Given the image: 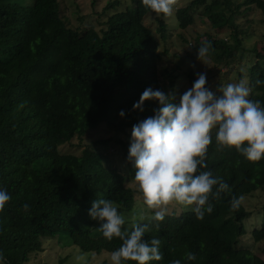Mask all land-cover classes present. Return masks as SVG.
Returning <instances> with one entry per match:
<instances>
[{
	"label": "trees",
	"instance_id": "16d2710c",
	"mask_svg": "<svg viewBox=\"0 0 264 264\" xmlns=\"http://www.w3.org/2000/svg\"><path fill=\"white\" fill-rule=\"evenodd\" d=\"M22 1L0 0V186L11 197L0 209V260L26 264L31 255L42 251L43 238H55L60 232L82 252L110 253L120 241L91 237L99 223L88 215L91 202L97 197L111 199L131 212L139 192L127 188L125 179L107 166L108 140L88 145L80 156L62 153L60 148L103 124L116 134L129 135L133 124L153 115L158 107L155 100H147L141 112L132 109L133 102L147 87L165 93L174 90L178 67H161L168 80L163 89L158 79L159 42L145 24L154 12L140 0H131V7L112 15L121 0L108 3L100 31L68 27L60 16L59 0ZM251 6L264 13V0H189L177 9L176 17L185 30L194 25V14L201 10L214 30L231 29L235 45L212 36L195 40V48L210 42L208 55L230 67L243 60L237 53L245 49V37L239 36L235 20ZM158 22V32L166 41L167 26L162 19ZM250 52L256 63L249 73V98L264 105V84L255 83L264 80V46ZM189 77L192 85L194 74ZM122 109L124 117L118 114ZM211 135L214 138V132ZM118 142L131 179L128 146ZM205 161L229 190L214 200L210 197L213 210L202 219L191 211L167 213L156 222L158 227L151 225L142 239L157 236L162 259L149 264H169L185 251L196 256L187 264H264L262 258L237 246L245 235L243 224L249 212L242 204L236 210L229 207L233 196L264 190V157L248 161L234 147L217 150L213 139ZM252 239L264 240V225L252 233Z\"/></svg>",
	"mask_w": 264,
	"mask_h": 264
},
{
	"label": "clouds",
	"instance_id": "9594fccd",
	"mask_svg": "<svg viewBox=\"0 0 264 264\" xmlns=\"http://www.w3.org/2000/svg\"><path fill=\"white\" fill-rule=\"evenodd\" d=\"M149 11L167 17L172 13L173 0H140ZM210 51V42H201L196 59H203ZM257 85L264 80L257 79ZM219 95L206 86V74L197 73L190 88L179 94L175 90L165 93L160 89L145 88L132 109L143 111L144 102L155 100L158 104L153 115L132 125L127 160L133 173L131 182L142 197L147 210H141L126 223L125 217L111 199L97 197L91 202L88 215L99 222L96 231L106 240L118 238L120 244L108 255V264H149L160 261V239L151 236L142 239L151 225L162 221L169 205L189 209L197 219L211 213V199L229 190V185L207 169L206 153L210 143L217 150L234 147L244 159L259 161L264 157V105L250 97V87L244 79L220 84ZM124 117V110L118 113ZM215 130L214 138L211 131ZM11 199L9 192L0 186V209ZM243 195L229 201L231 210L241 206ZM27 209L28 205H21ZM3 253H0L2 257ZM196 259L185 251L181 259L169 264H187ZM76 264H86L84 254L74 257Z\"/></svg>",
	"mask_w": 264,
	"mask_h": 264
},
{
	"label": "rangeland",
	"instance_id": "374dc122",
	"mask_svg": "<svg viewBox=\"0 0 264 264\" xmlns=\"http://www.w3.org/2000/svg\"><path fill=\"white\" fill-rule=\"evenodd\" d=\"M111 1L113 0H59L60 16L70 28H80L82 30L94 27L97 31H100L102 28L101 23L105 20L102 15L103 9ZM243 1L235 0V3ZM188 2L189 0H173V10L169 16L165 17L162 14L153 13L145 19V24L152 30L159 42L158 51L161 59L160 68L158 67V79L160 86L165 89L168 84L167 78L162 75L161 70L164 72L162 68L173 66V64L178 67L174 89L177 93V99L180 93L191 87L190 73L194 74V79L197 73H205L206 86L216 95H219L218 88L220 84L235 83L240 79H244L248 84L250 70L256 63V58L250 51L256 47L264 46V13L255 6H251L247 12L237 17L235 23L239 27V36L243 39L245 37L243 43L245 49L243 47V53H237V58L243 55V60H239L233 66L226 67L223 63H215L208 54L203 59V63L198 61L196 59L197 48H195V40H204L212 36L213 39L226 40L229 44L235 45L232 30L228 28H225L223 31L214 30L203 18L201 10L194 14V25L185 30L181 29L176 12L177 9L186 7ZM128 7H131V0H121V4L115 10H111L110 14L125 11ZM245 9L244 7L242 10ZM159 19L165 22L169 31V39L166 41L161 38L158 32ZM182 37L187 41L184 42ZM235 56L236 53L233 57L235 58ZM130 132L131 130L127 131L129 135L116 134L109 125L103 124L97 129L90 131L83 139L76 138L71 143L62 146L60 151L65 154L80 156L88 145L108 140L109 144L107 147L109 148L110 157L108 158L107 166L116 170L125 179V186L127 188L136 190L129 176L127 162L123 157L124 148L118 142L121 140V142L129 146ZM213 132H215L214 129L211 133ZM97 147L100 148V145ZM241 204L249 212V216L243 224L245 235L239 239L237 246L239 249L247 250L264 260V240L255 243L252 239V233L261 229L264 225V190L244 196ZM118 210L122 212L128 224H130L132 219L139 218L135 214L141 210H145L147 214L139 193L136 194L134 208L131 212H125L119 207ZM186 211L190 210L172 204L169 205L167 213L180 215ZM97 227H99V223ZM100 236L95 229L91 237L96 239ZM80 253L84 254L86 264H108L107 257L110 253L95 254L82 252L72 244L69 236L62 232L58 233L55 238H43L42 251L31 255L29 262L26 264H60V262H63V264H76L74 257ZM0 264H4L2 260H0Z\"/></svg>",
	"mask_w": 264,
	"mask_h": 264
}]
</instances>
